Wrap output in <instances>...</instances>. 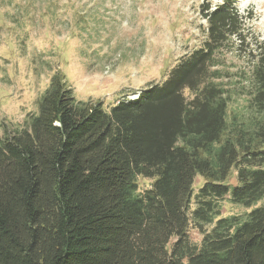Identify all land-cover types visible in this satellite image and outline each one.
Returning a JSON list of instances; mask_svg holds the SVG:
<instances>
[{"label":"trees","instance_id":"trees-1","mask_svg":"<svg viewBox=\"0 0 264 264\" xmlns=\"http://www.w3.org/2000/svg\"><path fill=\"white\" fill-rule=\"evenodd\" d=\"M238 2L204 8L203 46L134 99L79 101L57 71L37 113L0 125V264H264V42ZM229 50L252 63L232 125ZM226 197L256 207L224 217Z\"/></svg>","mask_w":264,"mask_h":264},{"label":"rangeland","instance_id":"rangeland-1","mask_svg":"<svg viewBox=\"0 0 264 264\" xmlns=\"http://www.w3.org/2000/svg\"><path fill=\"white\" fill-rule=\"evenodd\" d=\"M224 0H0V125L22 126L38 112V102L57 71L75 97L103 101L106 108L144 87L165 80L186 54L203 46L207 20L202 10ZM247 42H264V0H238ZM231 44H239L237 38ZM247 55L229 50L218 56L220 72L230 73L234 90L230 125L243 121L249 84L244 72ZM248 99V95L244 94ZM2 130V128H1ZM3 131V130H2ZM235 170L228 184L237 183ZM205 180L198 176L195 191ZM152 180L139 179L145 192ZM224 217L245 218L256 206L245 208L222 200ZM194 206V205H193ZM194 243L201 235L193 228Z\"/></svg>","mask_w":264,"mask_h":264}]
</instances>
